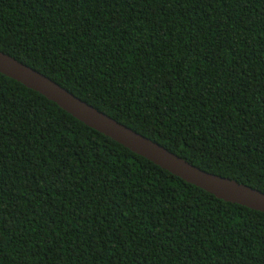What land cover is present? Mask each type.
Returning a JSON list of instances; mask_svg holds the SVG:
<instances>
[{
	"label": "trees",
	"instance_id": "16d2710c",
	"mask_svg": "<svg viewBox=\"0 0 264 264\" xmlns=\"http://www.w3.org/2000/svg\"><path fill=\"white\" fill-rule=\"evenodd\" d=\"M0 51L264 193V0H0ZM0 264H264V213L0 74Z\"/></svg>",
	"mask_w": 264,
	"mask_h": 264
},
{
	"label": "water",
	"instance_id": "95a60500",
	"mask_svg": "<svg viewBox=\"0 0 264 264\" xmlns=\"http://www.w3.org/2000/svg\"><path fill=\"white\" fill-rule=\"evenodd\" d=\"M0 74L37 92L87 127L214 197L264 213V193L190 164L151 139L82 101L42 73L0 51Z\"/></svg>",
	"mask_w": 264,
	"mask_h": 264
}]
</instances>
